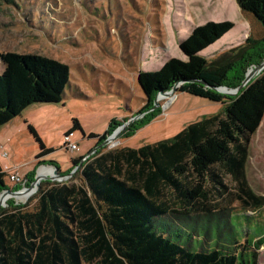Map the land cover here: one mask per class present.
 Here are the masks:
<instances>
[{
    "label": "trees",
    "instance_id": "trees-1",
    "mask_svg": "<svg viewBox=\"0 0 264 264\" xmlns=\"http://www.w3.org/2000/svg\"><path fill=\"white\" fill-rule=\"evenodd\" d=\"M236 2L264 27V0ZM232 28L228 20L197 24L178 40L184 59L169 57L157 70H140L137 80L146 97L138 112L145 114L122 134L129 137L155 118L158 109L148 110L155 94L174 85L177 91L221 103L223 113L203 116L170 138L140 147L96 150L82 162L84 156L72 158L69 170L78 165L76 182L42 181L27 202L0 208V264H258L256 252L264 248V196L248 186L244 165L249 139L264 114V70L234 95L214 88L237 87L247 68L261 62L264 32L248 35L214 60L203 53ZM0 63V127L34 103L61 102L71 84L68 64L38 53L3 51ZM115 123L120 125L110 120L101 136L94 135L99 143ZM29 128L40 143L37 165L50 163L62 173L52 160L40 159L52 149ZM6 173L0 165V192L9 187ZM230 200L240 205L238 211ZM241 214L252 221L236 238L232 222H240ZM159 217L163 222L156 223ZM180 219L206 222L208 236L199 250L166 233L164 221Z\"/></svg>",
    "mask_w": 264,
    "mask_h": 264
},
{
    "label": "rangeland",
    "instance_id": "rangeland-1",
    "mask_svg": "<svg viewBox=\"0 0 264 264\" xmlns=\"http://www.w3.org/2000/svg\"><path fill=\"white\" fill-rule=\"evenodd\" d=\"M238 7L236 0H0V52L38 53L68 64L71 73V84L61 102L34 103L0 128V163L5 171H14L22 177L24 187L29 186L42 168L48 171L51 166L54 174L55 170L59 172L50 163H34L40 143L29 127L52 149L42 159L52 160L61 167L60 173L66 175L50 181L72 183L77 181L78 172V165L68 169L74 155L86 156L94 146L102 152L122 145L140 147L170 138L203 116L222 114L221 103L175 91L174 95L162 97L155 108L158 110L152 109L156 117L129 137L122 130L100 146L120 126L116 123L115 130L104 135L101 143L94 137L107 130L110 120L121 124L123 119L139 113L145 98L137 82L138 72L157 70L169 57L184 59L177 41L186 37L196 23L207 20L233 23L229 33L204 52L207 60L243 44L241 39L248 35L249 23L256 21L258 26L262 25ZM252 28L251 33L260 35L257 27ZM139 114L142 116L137 119L145 112ZM69 130H73L70 140L79 145L75 151H68L63 144V135ZM3 152L7 155L3 156ZM244 173L252 191L264 196V114L249 139ZM224 181L230 190L234 189L232 180L227 177ZM5 182L11 190L16 185L6 175ZM22 184L19 185L23 188ZM35 191L26 200L11 196L1 207L7 203H25ZM217 201L216 196L215 204ZM210 203L214 205V200ZM227 203L231 209L239 210L237 201ZM260 213L264 219V211ZM239 219L240 222L236 218L232 222L236 238L244 236L247 223L252 221L246 214H241ZM161 220L159 217L155 222ZM164 222L166 233L179 235L180 243L193 250H199L208 236L206 222L185 219ZM212 236L217 235L209 238ZM256 253L258 264H264L263 246Z\"/></svg>",
    "mask_w": 264,
    "mask_h": 264
},
{
    "label": "water",
    "instance_id": "water-1",
    "mask_svg": "<svg viewBox=\"0 0 264 264\" xmlns=\"http://www.w3.org/2000/svg\"><path fill=\"white\" fill-rule=\"evenodd\" d=\"M264 70V57L263 59L261 60V62H259L257 65H253L252 68H249L246 73H245V77L244 79H242V81L240 82V84L235 87V88H227L226 86H219V87H215L214 89L217 90V91H220V92H226V94H229V95H232V94H235L237 93L240 89H242L244 86L247 85V83L253 79L254 77H256L257 75H259L262 71ZM138 82V80H137ZM139 84V82H138ZM140 86V84H139ZM141 88V87H140ZM175 91H177V85H174L172 87L171 90H167V91H159L158 93L155 94L154 98H153V105L150 106V108L148 110H152V109H155L158 105H159V100L166 96V95H171L175 93ZM144 95V94H143ZM146 96L144 95V98ZM146 110V112L148 111ZM142 116V114H136V115H133L130 119H128L125 123H122L113 133H111V135H109V137H107L101 144L100 146H103L107 141L109 140H112L114 138L115 135H117L118 133H120L122 130H124V128L130 123L132 122L134 119H137L138 117ZM97 147H93L87 154L86 156L81 160V162L83 160H85L90 153H92L93 151H96ZM55 176L52 177V175H47V176H43V177H39L37 175V173L34 175V180L32 182H30L29 186L27 187H21L20 189H17V190H11V189H3L1 192H0V207L1 205H3V200H4V197L6 195H11V196H16L17 194H20V193H26L28 191H30L32 188H34V186H36L37 188L35 189H38L39 188V185H40V182L42 180H58V179H61L62 177L66 176V175H62L60 172H57L55 170Z\"/></svg>",
    "mask_w": 264,
    "mask_h": 264
},
{
    "label": "built area",
    "instance_id": "built-area-1",
    "mask_svg": "<svg viewBox=\"0 0 264 264\" xmlns=\"http://www.w3.org/2000/svg\"><path fill=\"white\" fill-rule=\"evenodd\" d=\"M72 135V132L69 133H64L63 135V144L65 145L64 147L68 150V151H75L78 149V143L75 141H71L70 140V136ZM3 156H6V152L2 153ZM8 169V168H7ZM5 170V169H4ZM8 172L6 174L7 178L9 181L16 183V184H21V182L23 183V187H24V183L25 181H23L22 177H20L19 175L16 174V172L13 171H6Z\"/></svg>",
    "mask_w": 264,
    "mask_h": 264
},
{
    "label": "crops",
    "instance_id": "crops-1",
    "mask_svg": "<svg viewBox=\"0 0 264 264\" xmlns=\"http://www.w3.org/2000/svg\"><path fill=\"white\" fill-rule=\"evenodd\" d=\"M253 22H255V21H252L251 23H249V32H248V35H253V36H257L256 34H254V33H251V30L253 31V28H252V26H255V27H257V29H258V32L260 33V35L264 32L263 30H262V28H260V27H258L257 26V24L256 23H253ZM198 24H200V23H198ZM196 25H197V23H196ZM225 35H227V33L225 34ZM225 35H223L218 41H216L214 44H212V45H210L209 47H207V49H205L204 51H203V53L205 52V51H207L208 49H211L212 47H214L215 46V44H217L218 42H220L221 40H222V38L225 36ZM248 35H246V36H243V38L241 39V41H242V43L244 42V39H245V37H247ZM184 38V37H183ZM177 45H178V41H177ZM12 121V120H11ZM11 121H9V122H11ZM6 124H8V123H6ZM6 124H4L3 126H5ZM3 126H1V127H3ZM0 127V128H1ZM46 145V144H45ZM44 145V146H45ZM46 147V146H45ZM81 154H79V155H74L73 157H71V158H74V157H78V156H80ZM82 156V155H81ZM84 157H85V155H84ZM44 158V157H43ZM47 158H49V157H47ZM36 161H34V163H37V161H40L37 157H36ZM40 159H42V158H40ZM0 165H1V167H2V169L4 170V167H3V165L0 163ZM72 164H70V166H71ZM59 168H61V167H59ZM70 168V167H69ZM68 168V169H69ZM65 169H67V168H65ZM31 171L33 170V167L30 169ZM62 170H64V168H62ZM14 172V171H13Z\"/></svg>",
    "mask_w": 264,
    "mask_h": 264
},
{
    "label": "bare ground",
    "instance_id": "bare-ground-1",
    "mask_svg": "<svg viewBox=\"0 0 264 264\" xmlns=\"http://www.w3.org/2000/svg\"><path fill=\"white\" fill-rule=\"evenodd\" d=\"M41 168H42V167H41ZM48 168H50V170H48V171H47L46 168H42V169L40 170L39 174H37V175H38L39 177H43V176H47V175L54 174V173H53V169H52V167H51V166H48ZM35 188H36V186H34V188H32L30 191H28V192H26V193H20V194H17L15 197L18 198V199L26 200L27 197H28L29 195H31V191H34ZM10 197H11V195H6V196L4 197L3 202L6 201V199H7V198H10Z\"/></svg>",
    "mask_w": 264,
    "mask_h": 264
},
{
    "label": "flooded vegetation",
    "instance_id": "flooded-vegetation-1",
    "mask_svg": "<svg viewBox=\"0 0 264 264\" xmlns=\"http://www.w3.org/2000/svg\"><path fill=\"white\" fill-rule=\"evenodd\" d=\"M130 118H131V117H129V118H127V119H123V123H125V122H126L128 119H130ZM134 120H135V119H134ZM134 120H133V121H134ZM133 121H132V122H133ZM132 122H130V123L124 128V130H126ZM121 124H122V123H121ZM121 124H120V125H121Z\"/></svg>",
    "mask_w": 264,
    "mask_h": 264
}]
</instances>
